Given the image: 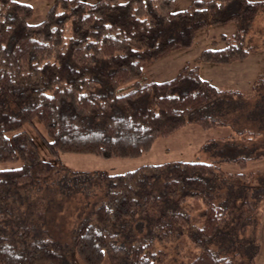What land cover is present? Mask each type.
Returning <instances> with one entry per match:
<instances>
[{"label":"trees","instance_id":"1","mask_svg":"<svg viewBox=\"0 0 264 264\" xmlns=\"http://www.w3.org/2000/svg\"><path fill=\"white\" fill-rule=\"evenodd\" d=\"M178 1L53 0L31 23L30 4L0 0V235L10 226L12 244L0 239V264L255 263L259 241L245 230L253 215L257 224L261 216L264 170L221 169L223 163L243 169L241 157L87 173L95 199L70 243L40 239L17 252L28 232L8 221V194L21 196L40 177H57L59 155L132 159L185 125L222 124L213 107L230 91L200 77L197 66L164 82L151 81L145 67L221 23H234L235 32L199 60L244 59L259 49L246 31L264 13V1L190 0L175 9Z\"/></svg>","mask_w":264,"mask_h":264},{"label":"rangeland","instance_id":"2","mask_svg":"<svg viewBox=\"0 0 264 264\" xmlns=\"http://www.w3.org/2000/svg\"><path fill=\"white\" fill-rule=\"evenodd\" d=\"M16 1L30 4L33 8L31 23H38L44 18L53 0ZM81 1L93 3L96 0ZM189 2L190 0H179L175 9H184ZM249 28L246 37H250V44L258 46L259 49L251 51L244 59L226 64L203 63L199 60L202 51L223 47L221 37H231L235 32L234 23H221L199 30L190 47L173 50L145 67V72L151 81L164 82L175 77L184 66H197L200 77L222 91H230L213 107L216 113L214 114L220 118L218 121L222 124L210 129H202L193 124L185 125L168 136L158 137L153 141L149 151L132 159L59 155L61 166L56 168V172H59L57 177L43 174L44 176L40 177V185L23 186L22 191L20 190L23 193L21 196L15 197L13 193L17 190H12L8 194L9 203L5 207L10 215L8 221L13 224L17 222V229L28 232V235L20 241L23 243V248L20 246L17 252L25 253L27 245L39 243L40 239H50L60 246L70 243L69 240L73 237L78 224L84 217L87 219L86 213L90 210L87 209L92 199H95L92 198L94 195L93 182L90 180L92 177L87 173L120 175L133 171L141 165H155L176 160L223 162L238 157L247 160L243 169L229 163H223L221 169L228 173L263 171L264 13L257 12ZM219 112L222 114H217ZM39 150L38 155L48 160L46 151ZM82 178H84L83 182L80 180ZM86 183H88L87 187ZM83 203L86 205L80 206ZM259 211L261 216L258 224L257 217L253 215L245 230L246 235L254 231L259 241L254 264H264V203L259 204ZM25 213L26 221L19 223ZM2 224L4 225V222L0 218V226ZM7 227L5 230L7 234L0 235L2 237L0 239L12 245L8 240L11 227Z\"/></svg>","mask_w":264,"mask_h":264}]
</instances>
